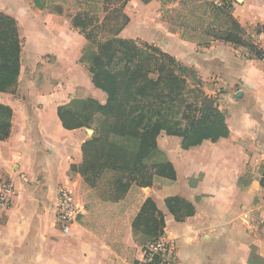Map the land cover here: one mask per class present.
Returning <instances> with one entry per match:
<instances>
[{
    "label": "crops",
    "instance_id": "obj_1",
    "mask_svg": "<svg viewBox=\"0 0 264 264\" xmlns=\"http://www.w3.org/2000/svg\"><path fill=\"white\" fill-rule=\"evenodd\" d=\"M95 1L0 0V14L15 21L21 42L16 83L0 92V105L11 110L10 135L0 141V182L13 187L10 206L0 207V264H134L152 244L132 227L149 199L178 264H264V59L246 47L183 34L202 28L183 24L186 4L211 7L212 0H126L129 23L118 38L153 45L195 71L229 136L182 150L178 137L161 132L153 159L169 162L175 179L154 175L147 187L131 184L123 227L75 222L64 235L56 226L59 191L74 196L83 185L71 166L82 163L81 146L95 131L93 124L66 129L58 111L74 118L68 122H84L107 100L88 71L96 48L77 27L78 13ZM231 16L246 34L264 26V0H238ZM248 36L261 42L264 56V34ZM101 120L94 113L92 122Z\"/></svg>",
    "mask_w": 264,
    "mask_h": 264
},
{
    "label": "trees",
    "instance_id": "obj_2",
    "mask_svg": "<svg viewBox=\"0 0 264 264\" xmlns=\"http://www.w3.org/2000/svg\"><path fill=\"white\" fill-rule=\"evenodd\" d=\"M139 1L149 4L153 0ZM125 2H104L103 11H111L115 14L113 19L120 23L111 30L110 38L97 44L88 69L93 85L107 96L105 105L96 104L93 113L84 122L78 119L77 122H68L74 118L58 111L66 129H73L74 125V128H90L94 124V113L101 115L99 129L81 146L82 163L77 166L76 172L84 182L87 174H91L92 178H98L102 173L121 175L122 178L127 175L128 183L122 185L124 191L130 183L149 186L154 175L175 179L169 162H155L153 159L157 153V137L161 132L178 137L182 150L197 147L207 140L215 143L229 136L224 114L218 109L215 98L202 92V83L195 71L153 45L118 38L129 23V18L123 13ZM211 8L217 15H224L232 24L233 31L238 33L234 36L228 30L215 40L249 48L254 54L253 49L257 59H264L261 50L244 43L242 36L246 35V31L232 18L230 11L213 5ZM78 16L77 27L91 42L92 37L84 33ZM20 50L15 21L0 14V92H6L16 83ZM188 79L195 81L201 90V96L194 104H187L182 99ZM10 117L11 110L0 105V141H5L10 135ZM74 168L71 166V171ZM260 184L264 187L263 181ZM185 207L187 213L191 214L188 205ZM155 214L160 215L154 203L146 200L132 223L133 230L142 232L151 243L156 242L162 234L155 226L159 224L153 218Z\"/></svg>",
    "mask_w": 264,
    "mask_h": 264
},
{
    "label": "rangeland",
    "instance_id": "obj_3",
    "mask_svg": "<svg viewBox=\"0 0 264 264\" xmlns=\"http://www.w3.org/2000/svg\"><path fill=\"white\" fill-rule=\"evenodd\" d=\"M105 1L115 4V0H96L94 2L95 4H90L87 8H83V11L78 13V23L81 27H84V33L92 37L90 43L95 46V48L98 43L110 38L112 36L111 30L115 29L117 24L120 23V21L117 23L113 19L115 14L111 11H103V6H99V3H104ZM205 4L202 6L199 4L193 5L192 2L186 4L184 11L180 14L181 21L189 29L202 28L198 34L195 32L193 35H190V32L185 30L183 31L185 36H193L200 39L201 42H204L207 39L214 40L222 36V34H225L228 30H231L234 36L238 35L236 31H233L234 28L232 24L224 15H217L215 10L207 5L206 2ZM104 17L107 19L103 20ZM258 32L264 34V26H254L250 28L247 34L242 36L244 43L255 47L253 44V42H255L258 48L261 42L258 39H249L248 36L252 34L255 37ZM240 36L241 35H239V37ZM252 51L255 54L256 51L253 49ZM254 54L253 56H255ZM260 60H263V58ZM200 91L195 81L193 82L188 79L186 90L182 94V99L187 104H194L201 96ZM92 127L95 131L98 130L100 127L99 121L95 122ZM102 160L103 159L100 161ZM76 171L77 166H75L72 172L77 173ZM126 178H128L127 175L122 178L121 175H110L107 173L100 174L98 178H92L91 174H87L84 177L86 182L83 181V185L78 190L76 187L74 192L75 201L80 204V207L82 206V212L85 210L83 215H78L76 222H83L86 225L97 224V227L100 226L99 224H102L103 227H107V225H121V227H123L125 225V219L122 220L121 217L125 210L122 209L124 206L122 200L129 189L128 187L127 190L124 191L122 187L123 184L128 183ZM131 184L133 183H130L129 186H131Z\"/></svg>",
    "mask_w": 264,
    "mask_h": 264
},
{
    "label": "built area",
    "instance_id": "obj_4",
    "mask_svg": "<svg viewBox=\"0 0 264 264\" xmlns=\"http://www.w3.org/2000/svg\"><path fill=\"white\" fill-rule=\"evenodd\" d=\"M238 0H212L213 6L225 11H232ZM13 187L10 182H0V207L10 206ZM80 209L73 193L61 189L55 211V224L62 234L67 235L71 224L76 222ZM244 217H247L244 215ZM134 264H178L175 257V245L172 240L160 237L156 242L142 249L141 259Z\"/></svg>",
    "mask_w": 264,
    "mask_h": 264
},
{
    "label": "water",
    "instance_id": "obj_5",
    "mask_svg": "<svg viewBox=\"0 0 264 264\" xmlns=\"http://www.w3.org/2000/svg\"><path fill=\"white\" fill-rule=\"evenodd\" d=\"M88 132H90V131L88 130Z\"/></svg>",
    "mask_w": 264,
    "mask_h": 264
}]
</instances>
